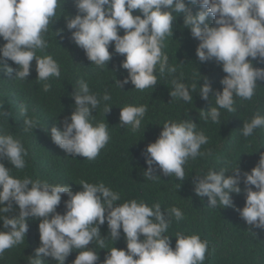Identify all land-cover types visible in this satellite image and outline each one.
<instances>
[{
  "label": "clouds",
  "instance_id": "obj_1",
  "mask_svg": "<svg viewBox=\"0 0 264 264\" xmlns=\"http://www.w3.org/2000/svg\"><path fill=\"white\" fill-rule=\"evenodd\" d=\"M78 13L66 15V27L71 31L74 42L84 49L87 58L97 67H104L112 58L109 46L115 42V52L125 55L122 67L129 75L117 82L119 87L131 83L135 89L143 91L157 84V65L160 75L175 73L169 57L164 53V40L173 35V21L177 14H184V27L191 30L200 43L196 55L201 63L215 60L222 64L226 75L221 80L223 91L215 92V107L205 111L204 118L219 123L220 109L235 112V97L250 100L255 95L259 80H264V68L253 65V60H264V0H74ZM60 0H0V37L6 43L0 46V72L12 75L14 69L7 63L13 61L18 68L14 77L26 80L30 75L31 62L35 58L37 80L46 81L50 77L59 78V63L51 56H37V50L48 48L44 33L57 14ZM192 5L200 10L193 14ZM142 15H134V10ZM209 17L214 18L209 22ZM124 35H120V30ZM74 30V31H72ZM61 31H63L61 29ZM251 57L252 59H248ZM79 92L74 91V111L65 117L63 129L53 126L50 130L53 142L66 153L94 160L110 140L108 123L93 124V110L101 101L108 102L111 95L102 97L90 90L88 83L79 82ZM172 98L191 102L193 97L189 87L179 81H172ZM50 85H45L47 91ZM195 85H193V90ZM210 83L200 87L203 99L212 92ZM110 105L104 104V114L110 112ZM147 112L146 105H129L121 108L122 125L131 126L136 132ZM22 114L27 109L22 108ZM70 120V122H69ZM27 128L33 121L25 120ZM264 127V115L257 113L244 122V137L253 135ZM27 130V129H26ZM208 143L205 133L197 131V123L192 120L168 121L163 124L159 137L148 144L145 150L147 170L142 174L149 180L160 175L172 176L183 181L189 158L203 156L201 146ZM0 156L6 157L14 168L26 167L27 150L23 143L11 134H0ZM224 169H209L199 179L193 181L195 193L203 199L209 198V206H233L231 193L239 194L241 179L246 188V203L237 208L240 217L249 225L264 229V153L258 164L250 172L236 167L233 174L226 175ZM83 190L73 192L67 184H50L40 179L31 180L14 177L11 168L0 162V256L5 250L24 241L28 232L29 216L43 218L39 223L40 246L29 264H43L41 254L65 264L73 250L79 254L73 264H96L97 251L89 248L95 241L104 247L100 225L107 221L110 235L114 240L125 234L127 248L112 247L102 264H203L208 253V241L199 234L178 233L175 248L171 246V236L167 233L173 218L179 222L184 213L179 207L162 211L160 203L149 205L144 201L131 199L117 206L121 201L118 192L100 183L79 182ZM255 186V190L251 186ZM180 187V185H179ZM62 194H67L66 211L56 209ZM7 202V203H6ZM18 206V214L14 212ZM107 213V215H106ZM143 235V239L140 237Z\"/></svg>",
  "mask_w": 264,
  "mask_h": 264
},
{
  "label": "trees",
  "instance_id": "obj_2",
  "mask_svg": "<svg viewBox=\"0 0 264 264\" xmlns=\"http://www.w3.org/2000/svg\"><path fill=\"white\" fill-rule=\"evenodd\" d=\"M191 8L193 14L200 10L199 5H192ZM77 13L74 0H60L55 19L43 34L48 48L36 52L37 56L51 55L59 63V78L37 80L35 58L26 80L14 77L18 66L10 59L7 63L14 69L12 75L0 72V134L13 135L27 150L26 167L22 170L14 168L6 157L0 156V162L11 168L14 177L67 184L73 192L83 190L79 184L81 181L102 182L121 196V201L114 202L113 206L136 199L150 206L160 203L165 214L167 208L179 207L184 219L177 222L173 218L167 233L171 236L173 249L177 241L176 234L196 233L208 241L209 251L203 264H264V229L247 224L236 210L243 208L246 203V188L249 186L244 184L243 179L240 182L242 191L239 194L231 193L234 207H210L209 198H200L194 191L193 183L209 169H224L228 175L239 167L243 175V172H250L258 164L260 154L264 153V127L256 129L249 137L243 136L242 127L257 113L264 115V80L258 81L252 99L235 97L236 111L233 113L220 109L219 123H213L210 118L206 120L204 114L216 106L214 95L216 91H223L221 80L226 73L222 64L214 59L203 63L199 61L196 48L200 41L192 36L189 28L184 27L183 13L177 14L174 19L173 35L166 36L163 47L169 57V65L175 67L176 72L160 75L157 65V84L143 91L135 89L131 81L119 87L117 82H122L129 73L122 67L125 55L115 52V42L109 46L112 58L107 65L97 67L92 64L66 27L65 16L74 17ZM133 14L142 15L138 9ZM213 19L209 17V22ZM119 34L124 35V30L121 29ZM4 43L6 41L0 37V46ZM252 62L255 67L264 68V60L257 58ZM81 80L88 83L90 90L98 97H102L105 92L111 95L110 101H101L100 107L93 110V124L108 123L110 134L108 144L94 160L66 153L53 142L50 133L53 126L62 130L65 117L70 118L75 110L72 94L74 91L79 92ZM173 80H179L189 87L193 97L191 102L171 97ZM205 82L210 83L213 89L207 100L199 93ZM46 84L50 85L47 91ZM105 103L112 106L106 114ZM129 105L147 106L141 127L136 132L131 130L130 125H122L120 121L121 108ZM22 108L27 109L26 115L22 114ZM26 119L33 121L31 128L25 125ZM184 120L197 123V131L202 130L208 137V143L201 146V152L205 155L189 158L184 165L186 178L183 181L175 175H164L159 169L156 174L160 177L146 179L142 173L148 168L145 156L147 145L159 137L165 122ZM251 187L255 190L254 185ZM68 199L67 194H62L57 212L63 214L66 211L65 201ZM14 209V212L6 215L18 214L19 209L15 204ZM42 219L28 217V232L24 241L5 250L0 256V264H29L41 244L38 226ZM2 228L3 221L0 220ZM100 231L105 248H100L95 241L88 245L98 253L96 264H102L112 247L127 248L122 228L117 240L111 237L107 221L100 225ZM140 238L143 239V235ZM78 254L79 250H73L65 264H73ZM40 258L43 264H57L55 259L43 254Z\"/></svg>",
  "mask_w": 264,
  "mask_h": 264
}]
</instances>
